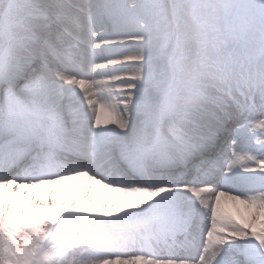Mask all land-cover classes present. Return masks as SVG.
<instances>
[{"label":"snow or ice","instance_id":"snow-or-ice-1","mask_svg":"<svg viewBox=\"0 0 264 264\" xmlns=\"http://www.w3.org/2000/svg\"><path fill=\"white\" fill-rule=\"evenodd\" d=\"M0 264H264V0H0Z\"/></svg>","mask_w":264,"mask_h":264},{"label":"bare ground","instance_id":"bare-ground-1","mask_svg":"<svg viewBox=\"0 0 264 264\" xmlns=\"http://www.w3.org/2000/svg\"><path fill=\"white\" fill-rule=\"evenodd\" d=\"M69 87H72V86L69 85ZM77 90H79V89H77ZM96 92H97V89H95L93 87L91 92L86 93V94L93 95V97L95 98ZM201 195H204V194L202 193ZM20 199L22 200L23 198H20ZM242 208H243V206L239 205L237 202L228 201V200L222 201V210L229 212L231 214H234V215L238 214L239 210Z\"/></svg>","mask_w":264,"mask_h":264},{"label":"rangeland","instance_id":"rangeland-1","mask_svg":"<svg viewBox=\"0 0 264 264\" xmlns=\"http://www.w3.org/2000/svg\"><path fill=\"white\" fill-rule=\"evenodd\" d=\"M238 98H240V97H238ZM257 102H258V98H257Z\"/></svg>","mask_w":264,"mask_h":264}]
</instances>
